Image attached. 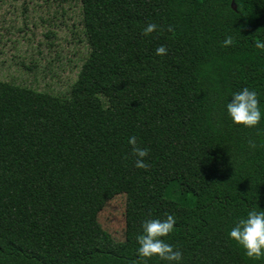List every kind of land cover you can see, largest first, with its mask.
<instances>
[{
    "label": "trees",
    "instance_id": "1",
    "mask_svg": "<svg viewBox=\"0 0 264 264\" xmlns=\"http://www.w3.org/2000/svg\"><path fill=\"white\" fill-rule=\"evenodd\" d=\"M234 1L81 0L91 55L68 94L0 80V264H140L142 222L168 214L183 264H264L227 238L248 210H264V0ZM152 22L160 30L146 37ZM243 87L262 112L251 128L224 111ZM125 94L164 113L116 107ZM129 136L148 149L146 169L133 166ZM116 193L127 197L122 241L62 240L72 198Z\"/></svg>",
    "mask_w": 264,
    "mask_h": 264
},
{
    "label": "rangeland",
    "instance_id": "2",
    "mask_svg": "<svg viewBox=\"0 0 264 264\" xmlns=\"http://www.w3.org/2000/svg\"><path fill=\"white\" fill-rule=\"evenodd\" d=\"M130 36L125 29L122 40ZM91 55L81 0H0V80L66 95ZM119 96L116 107L141 106L164 113L161 104ZM136 102V103H135ZM126 194L76 196L63 216L61 237L69 242L82 231L125 238Z\"/></svg>",
    "mask_w": 264,
    "mask_h": 264
},
{
    "label": "clouds",
    "instance_id": "3",
    "mask_svg": "<svg viewBox=\"0 0 264 264\" xmlns=\"http://www.w3.org/2000/svg\"><path fill=\"white\" fill-rule=\"evenodd\" d=\"M159 30V26L152 22L145 24L141 32L147 37ZM233 42L234 37L226 35L221 45L228 47ZM255 46L258 49L264 48V44L261 43H256ZM166 52L164 45H159L155 49L157 56H163ZM227 96L231 97V100L230 102L226 100L224 103V111L232 124L251 128L260 122L262 112L258 106L256 91L243 87L229 92ZM127 143L131 154L135 157L133 166L137 169H146L148 165L145 157L148 155V149L137 146L135 136H129ZM175 222V217L171 214L163 219L151 218L142 222L141 231L135 236L136 255L140 264H147L152 257L158 258L164 264H183L181 251L178 248L174 249L173 245L167 242V237L172 233ZM227 238L243 249L246 257L259 260L264 256V210H248L230 227L227 231Z\"/></svg>",
    "mask_w": 264,
    "mask_h": 264
},
{
    "label": "water",
    "instance_id": "4",
    "mask_svg": "<svg viewBox=\"0 0 264 264\" xmlns=\"http://www.w3.org/2000/svg\"><path fill=\"white\" fill-rule=\"evenodd\" d=\"M231 6H232V8H233L234 10H237V5H236V3H235L234 0H232V2H231Z\"/></svg>",
    "mask_w": 264,
    "mask_h": 264
}]
</instances>
